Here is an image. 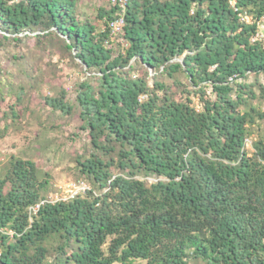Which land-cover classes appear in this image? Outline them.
I'll return each mask as SVG.
<instances>
[{
  "label": "trees",
  "instance_id": "1",
  "mask_svg": "<svg viewBox=\"0 0 264 264\" xmlns=\"http://www.w3.org/2000/svg\"><path fill=\"white\" fill-rule=\"evenodd\" d=\"M76 12L77 0H0V29L16 40L26 30L65 37L97 72V85H79L81 127L94 147L116 155L78 161L98 195L45 201L34 214L47 181L32 161L11 157L0 173V226L14 234H0V264H53L51 238L59 264H264V142L244 147L264 113L247 109L255 93L239 82L264 75V40H253L256 22L241 18L264 17V0H127L117 34L126 47L116 55L107 43L120 9L102 11V31ZM131 60L176 83L185 75L202 105L189 90L173 99L158 78L154 88L132 78ZM44 100L72 112L64 89ZM139 172L157 180L147 185L133 177Z\"/></svg>",
  "mask_w": 264,
  "mask_h": 264
},
{
  "label": "rangeland",
  "instance_id": "2",
  "mask_svg": "<svg viewBox=\"0 0 264 264\" xmlns=\"http://www.w3.org/2000/svg\"><path fill=\"white\" fill-rule=\"evenodd\" d=\"M110 9L109 0H77L76 15L102 31L106 25L102 11ZM259 32L264 40V22L260 24ZM13 37L0 29V173L11 157H17L34 163L38 179L47 181L44 195L48 199L66 196L71 187L85 189H80L78 195L83 196L89 190L98 195L100 190L97 183L81 173L78 161L92 154L109 159L110 155L115 157L116 153L107 155L93 146L88 130L81 127L76 98L79 85L85 79L97 85V72L88 70L74 57L75 51L67 47L65 37L55 31L45 35L39 30H26L19 34L18 40ZM107 47L116 55L126 47V43L116 35L110 39ZM128 68L132 78H146L150 88L155 87L154 80L158 78L167 86V93L173 99L184 100L187 96L185 91L189 90L188 96L194 105L197 108L202 105L192 90L195 87H190L185 75L178 73L179 83H176L165 73L157 75L155 68L143 67L133 60ZM239 82L251 85L255 93L254 98L248 99L247 109L252 106L264 113V92L261 90L264 75L248 76ZM63 89L66 100L73 105L70 114L53 109L44 100L45 96H56ZM206 95L213 97L208 87ZM249 132L248 138L252 144L259 140L264 142V118L254 116ZM252 144L246 147L247 151L253 150ZM111 170L115 175H127L114 166ZM133 177L147 185L157 180L155 176L142 172ZM57 242L56 238H51L45 243L49 249L47 261L53 264H59L54 251ZM135 262L145 264L142 259Z\"/></svg>",
  "mask_w": 264,
  "mask_h": 264
},
{
  "label": "built area",
  "instance_id": "3",
  "mask_svg": "<svg viewBox=\"0 0 264 264\" xmlns=\"http://www.w3.org/2000/svg\"><path fill=\"white\" fill-rule=\"evenodd\" d=\"M235 1L236 0H230V4L232 6H234L235 5ZM109 2H110L111 5H116L120 9L119 15L114 20L109 22L110 36L112 38L113 36L117 35L122 29V26H123V23H124L123 13H124V10L126 8L127 0H109ZM241 18H242L243 21H245L247 23L256 22L258 30H257L255 36H253L252 39L253 40L254 39H262L261 33L259 32V27H260V24L262 22H264V17H262L260 20L255 21L251 17V15H249V14L244 12V13L241 14ZM251 144H252V141L248 137H246L245 140H244V147L246 148V147L250 146ZM252 146H253V144H252ZM80 189L85 190L84 188H75L74 189V187H71L70 189H68L66 196L59 197V198L54 199V200H51V199H48V198L45 197L44 200L40 201L39 203H37L34 206H31L29 208V211L31 213H33V214L36 213L39 205L42 204L45 201L54 202V201H57V200H67L69 198H73L74 196L78 195ZM2 233L12 237L13 234H14V231L12 229H10L9 227L0 226V234H2Z\"/></svg>",
  "mask_w": 264,
  "mask_h": 264
}]
</instances>
